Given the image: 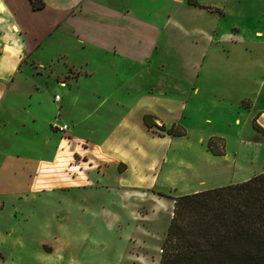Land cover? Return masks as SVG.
I'll return each instance as SVG.
<instances>
[{"label": "crops", "instance_id": "0c3cea01", "mask_svg": "<svg viewBox=\"0 0 264 264\" xmlns=\"http://www.w3.org/2000/svg\"><path fill=\"white\" fill-rule=\"evenodd\" d=\"M41 2L32 7L30 0H0V174L32 165L41 186L81 187L93 182L153 186L159 160L166 157L156 155L153 147L171 142L172 135L124 113L117 119L98 118L82 134L76 133V123L95 119L91 118L94 112L108 101L120 111L130 104L145 108L164 127L167 119L156 107L165 110L173 92L184 95L178 101L181 108L186 107V96L192 97L190 106L197 105L199 79L213 72L218 44L224 45L230 68L241 53L238 44L248 52L256 53L257 48L259 58L264 50L263 28L222 24L224 11L200 0ZM260 17L264 21V13ZM175 30L178 38L173 37ZM205 57L208 66L201 72ZM260 67L264 72V65ZM43 73L50 75L53 110L51 102L50 107L41 101L31 104L26 97L31 91L19 87L27 76L35 85L34 78ZM56 88L62 94L58 99ZM80 94L95 96L96 102L80 104L85 110L78 122L60 117L67 126L57 133L52 126L57 107L70 108V113ZM129 95L136 97L129 99ZM19 106L23 119L17 128L6 115ZM38 116L40 124L35 122ZM9 134L18 136L14 154L6 150ZM62 178L65 182L60 183Z\"/></svg>", "mask_w": 264, "mask_h": 264}, {"label": "rangeland", "instance_id": "374dc122", "mask_svg": "<svg viewBox=\"0 0 264 264\" xmlns=\"http://www.w3.org/2000/svg\"><path fill=\"white\" fill-rule=\"evenodd\" d=\"M200 1L224 11L222 24H252L264 30L260 17L264 13V0ZM241 12L246 16L237 15ZM174 33L173 37L178 38V31ZM237 46L241 53L230 68L224 45H217L213 72L208 78L199 79L201 89L196 106H190L192 97L186 96V107L181 108L178 101L184 95L173 92L165 110L156 107L167 119L164 129L172 126L173 131L180 130L181 134L168 133L173 137L171 142L153 147L159 157L166 154L163 161L159 158L160 172L153 186L109 182L81 187L41 186L31 172L32 165L0 174V264H158L173 195L241 181L264 170V72L260 67L264 65V50L259 58L255 56L256 47L255 53L253 49L248 52L242 44ZM206 58L201 72L208 66ZM30 77L19 87L31 91L30 96L26 95L31 104L41 101L50 107L53 94L50 75L36 76V89ZM190 85L186 92L191 90ZM56 91L58 99L61 89ZM95 98L78 95L70 113V108L57 107L52 123H61L62 116L71 117L70 123L72 118L78 122L85 110L80 104L85 100L94 104ZM107 102L94 112L91 118L95 119L76 123L77 134L88 131V123L98 118L117 119L124 113L143 121V115L147 114L142 107L130 104L120 111ZM7 113L18 128V120L23 119L20 106ZM40 119L38 116L35 122L42 123ZM173 120L178 121L176 125L171 124ZM151 126L161 129L156 123ZM9 135V144L4 145L14 154L18 136Z\"/></svg>", "mask_w": 264, "mask_h": 264}, {"label": "trees", "instance_id": "16d2710c", "mask_svg": "<svg viewBox=\"0 0 264 264\" xmlns=\"http://www.w3.org/2000/svg\"><path fill=\"white\" fill-rule=\"evenodd\" d=\"M30 2L32 7L42 4ZM143 123L155 124L148 114ZM172 129L164 131L181 134ZM171 198L158 264H264V170Z\"/></svg>", "mask_w": 264, "mask_h": 264}, {"label": "built area", "instance_id": "2783aa9c", "mask_svg": "<svg viewBox=\"0 0 264 264\" xmlns=\"http://www.w3.org/2000/svg\"><path fill=\"white\" fill-rule=\"evenodd\" d=\"M54 98H57V94L54 95ZM52 126L57 128L58 130H64L67 125H66V123H60V124L52 123Z\"/></svg>", "mask_w": 264, "mask_h": 264}]
</instances>
